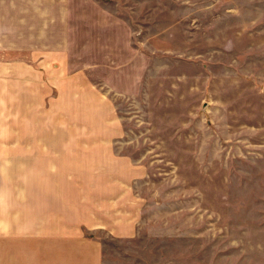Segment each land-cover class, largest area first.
Instances as JSON below:
<instances>
[{"label":"rangeland","instance_id":"obj_1","mask_svg":"<svg viewBox=\"0 0 264 264\" xmlns=\"http://www.w3.org/2000/svg\"><path fill=\"white\" fill-rule=\"evenodd\" d=\"M73 1L77 140L123 131L156 220L101 236L105 264H264V55L241 53L264 47L242 34L264 28L259 0Z\"/></svg>","mask_w":264,"mask_h":264},{"label":"crops","instance_id":"obj_2","mask_svg":"<svg viewBox=\"0 0 264 264\" xmlns=\"http://www.w3.org/2000/svg\"><path fill=\"white\" fill-rule=\"evenodd\" d=\"M71 2L0 0V264H105L101 236L118 243L155 230L139 199L144 175L117 139L123 131L77 140ZM247 43L241 53L264 55ZM235 65L248 78L229 83L244 97L238 86L251 66Z\"/></svg>","mask_w":264,"mask_h":264}]
</instances>
